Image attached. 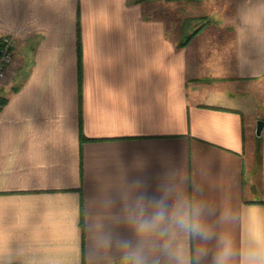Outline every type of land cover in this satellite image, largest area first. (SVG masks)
<instances>
[{"label":"crops","instance_id":"obj_1","mask_svg":"<svg viewBox=\"0 0 264 264\" xmlns=\"http://www.w3.org/2000/svg\"><path fill=\"white\" fill-rule=\"evenodd\" d=\"M224 1L233 17L180 46L131 0H0V38L15 42L0 79L5 264H121L94 241L131 236L115 218L136 179L206 201L210 223L231 208L236 238L264 231V131L259 161L249 142L264 0Z\"/></svg>","mask_w":264,"mask_h":264},{"label":"clouds","instance_id":"obj_2","mask_svg":"<svg viewBox=\"0 0 264 264\" xmlns=\"http://www.w3.org/2000/svg\"><path fill=\"white\" fill-rule=\"evenodd\" d=\"M133 186L131 203L115 218L131 236L102 230L94 241L99 252L119 253L121 264H193L194 258H210V264H264V231L234 237L226 228L234 221L231 208L222 207L210 223L207 202L178 185H169L158 196L148 195L142 179ZM193 239L199 241L195 250ZM0 264H5L2 253Z\"/></svg>","mask_w":264,"mask_h":264},{"label":"rangeland","instance_id":"obj_3","mask_svg":"<svg viewBox=\"0 0 264 264\" xmlns=\"http://www.w3.org/2000/svg\"><path fill=\"white\" fill-rule=\"evenodd\" d=\"M141 4L145 14L153 15L168 23L169 32L172 36H184L192 31L206 27L215 19L223 17H233V9L224 6V0H131ZM223 4V5H222ZM252 126L250 131L251 150L257 153L259 161V151L263 134L256 135L258 119H264V77L252 81ZM5 97H1L3 100ZM0 100V101H1ZM248 111V110H247Z\"/></svg>","mask_w":264,"mask_h":264},{"label":"built area","instance_id":"obj_4","mask_svg":"<svg viewBox=\"0 0 264 264\" xmlns=\"http://www.w3.org/2000/svg\"><path fill=\"white\" fill-rule=\"evenodd\" d=\"M15 42L11 34H6L1 37L0 44V79L6 77L11 65L14 62Z\"/></svg>","mask_w":264,"mask_h":264},{"label":"trees","instance_id":"obj_5","mask_svg":"<svg viewBox=\"0 0 264 264\" xmlns=\"http://www.w3.org/2000/svg\"><path fill=\"white\" fill-rule=\"evenodd\" d=\"M80 28V27H79ZM202 26L194 31L191 32V34H188L186 36L183 37V39L180 40L179 45L180 46H184L187 43H189V41L198 33L202 30ZM81 43V38H80V33H79V44ZM0 44H1V38H0ZM81 48V47H79ZM6 102V98H4L3 100L0 101V109L2 107V105ZM83 138L85 137L84 134L82 133Z\"/></svg>","mask_w":264,"mask_h":264},{"label":"water","instance_id":"obj_6","mask_svg":"<svg viewBox=\"0 0 264 264\" xmlns=\"http://www.w3.org/2000/svg\"><path fill=\"white\" fill-rule=\"evenodd\" d=\"M264 131V119L257 120L256 135L261 136Z\"/></svg>","mask_w":264,"mask_h":264}]
</instances>
